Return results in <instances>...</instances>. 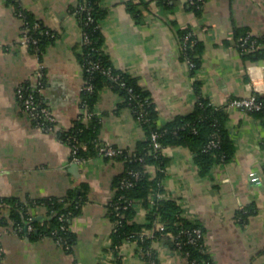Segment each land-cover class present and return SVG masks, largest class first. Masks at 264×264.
<instances>
[{"label": "crops", "instance_id": "obj_1", "mask_svg": "<svg viewBox=\"0 0 264 264\" xmlns=\"http://www.w3.org/2000/svg\"><path fill=\"white\" fill-rule=\"evenodd\" d=\"M128 2L100 0L107 9L100 21L105 49L115 68L136 76L150 91L161 123L192 109L195 80L201 82L202 95L216 105L226 106L253 92L264 95V0H203L199 15L186 0H140L139 21ZM17 4L58 31L42 60L45 85L40 97L52 117L50 126L35 124L15 95L19 85L38 83L40 68L37 57L21 43L24 29ZM76 4L77 0H0V197L61 199L70 190L84 192L69 222L75 235L70 250L51 236L38 235L31 225L19 233L11 223L0 224V264H110L116 257L121 264H143L135 240L111 248L109 205L115 194L113 179L123 163L103 155L70 160L71 147L59 137L81 113L84 80L74 48L81 39L72 11ZM186 26L203 44L195 75L180 59L177 32ZM236 29L260 38L261 57L240 52ZM120 101L116 92L103 87L94 112L100 118L101 140L128 149L145 135L129 108L116 109ZM225 110L235 145L232 159L201 174L191 152L182 147L166 150L170 163L162 182L164 194L178 200L184 217L203 226L214 264H264V125L238 108ZM147 171L151 177L156 174L153 165ZM136 204L135 221L142 223L146 210L140 200ZM29 212L42 220L46 207L35 205ZM152 247L159 264H188L181 252L161 241L154 240Z\"/></svg>", "mask_w": 264, "mask_h": 264}, {"label": "trees", "instance_id": "obj_2", "mask_svg": "<svg viewBox=\"0 0 264 264\" xmlns=\"http://www.w3.org/2000/svg\"><path fill=\"white\" fill-rule=\"evenodd\" d=\"M202 2L203 0H186L195 15L200 14ZM139 3L140 0L128 2V9L136 21H139L140 17V10L137 9ZM72 11L81 29V39L74 47L82 66L84 80L79 106L90 114H78L71 127L61 131L59 137L71 147L70 160H73V157L87 160L103 155L107 160L123 163V170L113 179L115 194L109 205V217L113 221L111 248L115 250L121 243L135 240L139 249L144 251L143 259H153L159 264L157 253L152 247V242L157 240L181 252L188 264H214L207 252L203 226L183 216L178 200L164 194L162 182L170 163L165 151L175 147L185 148L193 154L201 174H206L215 164L232 159L235 145L226 124L228 114L225 106L216 105L204 97L201 93V82L195 80L193 86L197 97L192 109L161 123L157 105L150 91L139 83L136 76L115 68L111 63L100 28V21L106 17L107 9L100 4V0H77ZM17 14L23 21V35L27 37L25 45L38 61L42 62L47 46L58 37V31L44 25L21 6L17 7ZM234 33L237 37L236 45L245 57H261L258 49L248 50L250 43L254 41L258 44L260 38L238 29ZM177 38L180 44V59L192 63L189 70L195 75L201 66L203 44L191 26L180 29ZM41 71L42 76L36 85L23 83L20 87L24 94L32 93L39 106H44L40 89L45 85V68ZM103 87H109L121 97L117 110L122 107L129 108L141 124L145 136L132 148L122 149L109 145L99 136L101 122L94 112V107L98 92ZM255 95L262 107L248 113L264 125V95ZM18 102L22 107V100L18 99ZM33 121L41 127L52 125V122L45 118H33ZM152 134H156L157 146L154 145ZM212 140L214 144L210 143ZM108 146L115 149V153L110 156L101 151V148ZM149 165L156 168L154 177L147 171ZM82 195L70 190L67 196L61 199L51 197L21 200L0 197V224L11 223L19 233L28 231L27 226L31 225L38 230V235L51 236L66 250H70L75 235L70 230L69 222L79 211ZM137 200L142 202L146 210L142 223L135 221ZM35 205L46 207L42 220H35L29 212L30 207ZM3 209L8 210L7 214H4ZM157 223L162 229L155 228ZM144 229H153V234L150 236ZM195 229H200L202 234L198 236ZM29 232L32 233V230ZM110 264L121 262L116 257Z\"/></svg>", "mask_w": 264, "mask_h": 264}, {"label": "built area", "instance_id": "obj_3", "mask_svg": "<svg viewBox=\"0 0 264 264\" xmlns=\"http://www.w3.org/2000/svg\"><path fill=\"white\" fill-rule=\"evenodd\" d=\"M26 42H27V37H26V35H23L21 43L26 44ZM257 46H258V44L255 43L254 41H252L248 47V50L254 51L257 49ZM186 63L189 67L192 65V63L189 62L188 60H186ZM39 67L40 68L37 71V75L40 78V76H42V71H41V69L43 68L42 62H39ZM15 95H16L17 99L22 100V109L27 114H29L31 117L37 118V119H41V118H45L48 120L52 119L47 108L45 106H39L32 93L24 94L20 85L15 89ZM231 107L238 108V109L248 113L249 111L260 109L262 107V103L259 100H257L256 95L253 92V93L249 94L248 96L235 98V99L229 101L226 104L225 109L231 108ZM80 110H81V112H84L85 114L86 113L90 114L89 112H86V110L83 107H80ZM37 125H39V124L37 123ZM151 137H152V140L154 141V145L157 146L158 143L155 142L156 134H152ZM210 143L214 144L215 142L212 140ZM101 151L103 152L104 155H108V156L115 153V149L112 146H108L106 148H101ZM73 160L76 162L83 161L77 157H73ZM252 174H253L255 179H257V180L259 179V177L255 174V172H252ZM155 228L156 229H162V226L159 223H157ZM195 232L198 236H200L202 234L200 229H195ZM145 233H147L151 236L153 234V229H145ZM139 252H140L142 258H144V255H145L144 251L140 248ZM143 264H158V263L155 262L153 259H143Z\"/></svg>", "mask_w": 264, "mask_h": 264}]
</instances>
